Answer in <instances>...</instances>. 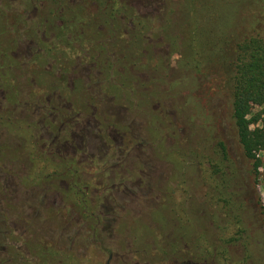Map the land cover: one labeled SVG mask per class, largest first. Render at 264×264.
<instances>
[{
	"label": "rangeland",
	"instance_id": "374dc122",
	"mask_svg": "<svg viewBox=\"0 0 264 264\" xmlns=\"http://www.w3.org/2000/svg\"><path fill=\"white\" fill-rule=\"evenodd\" d=\"M123 1L138 6L150 24L140 62L153 61L132 74L140 96L153 93L155 98L156 93V98L146 101L153 122L105 103L103 118L127 126L128 142L98 174L86 163L78 176L94 211L88 224L104 235V245L87 236V225L70 201L45 185L37 187L40 178L24 188L21 178L43 177L52 166L43 163L45 172H40L38 161L29 162V152L42 149L35 135L25 131L12 136L10 127L0 128V159L12 172L0 178L5 183L9 179L8 194L21 208L10 228L15 239H23L0 247V264H13V252L21 254L16 264H157V248L163 251L162 264H264V150L256 154L260 166L254 176L230 120L229 99L237 44L250 35L264 36V0H239L231 15L226 9L207 10L203 1ZM191 10H196L193 15ZM201 45L205 51L199 50ZM191 46L200 57L194 72L182 67ZM159 61L161 70L154 66ZM8 68L0 69V77H11ZM73 72L86 79L97 77L84 63L75 64ZM19 75L15 84L30 83L28 75ZM204 118L212 127L203 126ZM111 136L118 143V137ZM230 169L236 172L235 191L248 210L240 221L219 195L222 175ZM81 234L88 238L85 242L78 238ZM194 254L206 259L197 262Z\"/></svg>",
	"mask_w": 264,
	"mask_h": 264
},
{
	"label": "trees",
	"instance_id": "16d2710c",
	"mask_svg": "<svg viewBox=\"0 0 264 264\" xmlns=\"http://www.w3.org/2000/svg\"><path fill=\"white\" fill-rule=\"evenodd\" d=\"M183 1L188 5L203 1L208 5L207 10L226 9L230 15L240 6L239 0ZM125 3L123 0H0V69L9 67L12 78L9 81L8 77H0V128L10 127L12 136L17 133L20 137L25 131L35 135L37 142L30 138L42 145V149L29 152V162L38 161L42 166L40 172H45L43 163L52 166L46 165L50 171L43 177L21 178L22 185L30 189L29 183L40 178L37 187L45 185L52 194L59 193L70 201V208L87 225V236L101 245H104L101 243L104 235L88 224L94 211L85 197L86 186L78 176L86 163L98 174L109 160L124 151L122 145L128 142V127L112 117L103 118V107L107 103L153 122L146 101L156 98V93L155 98L153 93H145L143 99L135 86L138 79L132 74V71L140 73L139 67L141 71L149 68L153 61L140 62L150 24L137 11V5L135 9ZM195 11L191 10L192 15ZM153 30L165 32L163 27ZM190 50L182 67L198 71L199 51L193 53L192 46ZM199 50L205 51V46L201 45ZM79 63L92 66L97 77L86 79L73 72L74 65ZM154 64L155 68L162 69L161 61ZM19 72L28 75L30 83L15 84ZM230 88V120L244 157L252 162V173L257 176L260 161L256 154L264 150V36L250 35L237 44ZM254 110H257L255 114ZM204 120L203 126L212 127L210 119ZM110 133L118 137V143L110 138ZM219 147L225 153L222 143ZM10 168L11 165L0 159V174L11 176ZM222 176L220 198L240 221L242 212L248 210L235 191L236 172L230 169ZM5 181L0 178V247L9 242L17 245L23 240L15 239L10 228L21 208L12 201L15 197L8 194L9 179ZM82 236H78L80 241L87 238ZM104 250L111 256L112 250ZM142 250L149 253L145 248ZM154 251L157 264H162V249ZM7 252L4 255L8 262L11 253ZM13 254L11 261L16 264L21 254ZM194 258L200 262L206 255L194 254Z\"/></svg>",
	"mask_w": 264,
	"mask_h": 264
},
{
	"label": "flooded vegetation",
	"instance_id": "af4514ba",
	"mask_svg": "<svg viewBox=\"0 0 264 264\" xmlns=\"http://www.w3.org/2000/svg\"><path fill=\"white\" fill-rule=\"evenodd\" d=\"M20 256V255H19Z\"/></svg>",
	"mask_w": 264,
	"mask_h": 264
}]
</instances>
